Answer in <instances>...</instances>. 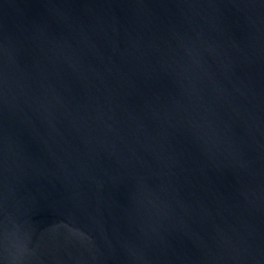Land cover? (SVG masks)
<instances>
[{
	"label": "water",
	"instance_id": "95a60500",
	"mask_svg": "<svg viewBox=\"0 0 264 264\" xmlns=\"http://www.w3.org/2000/svg\"><path fill=\"white\" fill-rule=\"evenodd\" d=\"M0 264H264V0H0Z\"/></svg>",
	"mask_w": 264,
	"mask_h": 264
}]
</instances>
